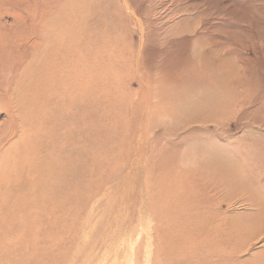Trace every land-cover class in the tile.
<instances>
[{
    "label": "rangeland",
    "instance_id": "1",
    "mask_svg": "<svg viewBox=\"0 0 264 264\" xmlns=\"http://www.w3.org/2000/svg\"><path fill=\"white\" fill-rule=\"evenodd\" d=\"M94 1L98 2L88 0L87 3L93 5ZM118 1L125 12L123 14L119 12ZM114 2L109 7L113 15H102L99 10L94 16L103 22L96 25L95 30L93 28L98 30L96 34H100L97 36L102 41L94 43L95 50L99 47L98 52L92 49L97 53L96 60L94 52L95 55L89 54V60V57L86 59L87 53H84L86 56L79 55L82 60L76 56L75 71L78 74L68 77L69 73L65 71L63 77L83 83L78 87L91 83L94 90L90 98L93 100L86 92L85 96L80 94L85 91V86L80 87L84 88L83 91L77 90L79 95H83L81 99L76 98L87 105L88 101L94 102L96 124H103L93 126L96 149L91 199L82 201L78 210L69 213L60 211L41 215L36 213V208L35 212L22 217L23 223L20 224L25 229L20 233L13 231L18 221H11L10 214L5 212V217H0V264L16 262L19 257L30 255L35 250L38 253L42 251L52 264H75L85 254H94L90 264H165L166 260L168 264H177L178 255L183 253H188L191 258L186 264H200L195 250L179 245L185 236L187 223L179 217L184 205L182 181L185 170H193L194 177L199 178V168H205L203 163L214 156H225L227 160H234L236 170L244 172L248 180L261 172L255 161L264 144V0ZM27 3L29 13L25 25L34 39L32 43L28 41V45L17 47V54L26 52L24 58L14 66L13 59L7 60V56L0 52L4 56L0 64L3 67L0 68V79L5 75L4 88L9 91H12V77L16 76L15 81L19 82L20 78L22 80L19 76L24 72L22 68L28 69L27 66L20 67L22 64H32L29 67L34 70L40 62L38 54L41 50L40 47L33 50L34 40L43 43V51L52 41L40 37L44 26L47 28L44 21L40 23L43 13L69 11L68 8L78 5V0H27ZM110 16L118 17L119 27L113 24ZM75 17L67 18L72 25ZM2 19L0 31L9 38L17 26L16 29L12 27V16ZM85 19L87 21L88 17ZM147 21L148 25H144ZM31 54L37 56L33 61L36 63L30 62ZM81 61L91 63L90 74L84 72L86 75L83 76L80 73L81 64L86 65ZM4 63L7 66L4 67ZM13 70L16 71L12 73ZM149 79H152V88L147 85ZM18 92L22 94L20 89ZM52 92H48V96ZM176 93H181L184 101L187 98L191 103H201L196 110L186 108L200 115L205 111L209 96L227 100L230 109L224 114L229 117L226 121L229 132L219 133L213 122L181 127L184 120L181 112L185 106L182 100H176ZM63 97L68 99L66 94ZM3 104L0 102L3 106L0 107V125L7 114ZM137 112L136 122L130 121L131 114ZM172 113L180 120L171 118ZM149 122H152V133L142 135L140 127ZM107 133L112 135L99 138ZM16 138L10 144H14L18 140ZM3 152L0 154V170L6 157ZM188 179L194 181L189 174ZM246 207L241 203L230 207L221 205V210H218L224 214L220 219L225 222L224 228L232 223L231 219L251 212ZM167 209H172L168 224L173 228V234L169 238L170 248L160 251L156 247L159 240L156 230L165 225L162 220ZM209 212L210 209L205 214L210 215ZM156 213L162 214V220ZM11 227L14 228L10 232ZM2 233L8 236L3 238ZM214 236V241L217 237L226 241L224 233L217 236L216 232ZM16 239H21L23 245L17 249L4 248L6 241ZM162 242L165 243L164 238ZM216 245L211 247L212 250L219 249ZM263 245L264 241L252 243L240 260H250L264 250Z\"/></svg>",
    "mask_w": 264,
    "mask_h": 264
},
{
    "label": "bare ground",
    "instance_id": "2",
    "mask_svg": "<svg viewBox=\"0 0 264 264\" xmlns=\"http://www.w3.org/2000/svg\"><path fill=\"white\" fill-rule=\"evenodd\" d=\"M87 1L78 0V5L68 8L69 11L59 10L55 12L50 10L44 12L40 18V23L44 21L47 28L44 26L40 37L45 41L46 38L47 40L48 38L52 39L54 42H48L46 50L43 51V43L40 44V41L34 40L33 50L37 47V49L40 47L39 50H41L39 51L40 55L38 54L40 62L37 63V66L34 65V70L30 68L32 64H22L20 66H27L28 69L26 67L22 68L24 77L21 74L19 78L22 77V80L20 78L19 82L15 81L16 76L12 77L13 79L10 81L12 91L4 88L5 75H3V79H0V102L5 103L3 105L7 113L6 120H3L4 123L0 125V154L1 151H4L3 153L6 156L4 160L2 159L0 170V217H5L4 213L7 212L10 214L11 221H18L17 226H14L15 228L11 227L10 232L12 228H14L13 231L17 230L18 233L24 231L25 228L20 224L23 223L24 218L22 217L35 212L36 208H38L36 213L41 215L42 213L60 211L69 213V211L78 210L82 201L91 199L94 186V152L96 149L93 126L97 122V115L93 105L94 102L87 100V105L83 101L79 102L77 98L81 99L85 92L90 98L94 88L92 90L91 83H87L86 86L83 85L86 89H81L80 87L83 86L78 87V85L83 83L81 84L80 81H76L74 78L67 80L63 77L67 71L69 73L68 77L78 74L75 71L77 67L75 65L76 56L87 53V59L90 53L99 48L97 47L96 50L94 48V43L102 42L97 36L100 34H96L98 30H94L96 25L98 26L103 22H100L99 17L98 20L94 19V16L99 13V10L102 15L110 14L109 7L115 2L114 0H98L97 3L94 1L92 5L91 2L87 3ZM134 6L138 9L136 4ZM119 8V12L125 13L120 2ZM64 10H67V8ZM27 13H29L27 0H0V20L5 16H12L14 19L12 27L16 29L17 26L15 33L10 34L9 38H6V33L0 31V43L2 42L0 52L7 56V60L13 59L14 66H17L26 53L23 51L21 55L17 54V47L28 45V41L31 42L34 39L31 37L32 34L28 33L25 25ZM63 15L67 18H73V15H75L74 25ZM86 17H88V22L85 19ZM110 18L114 20L112 21L113 24L117 25L119 22L118 17L113 18L110 16ZM133 18L135 17L133 16ZM141 22L142 20L139 19V24ZM144 25H148V21ZM141 28L144 29L143 25ZM34 35L37 37V33H34ZM40 37L39 39H41ZM8 47L11 50H5ZM1 53L0 64L3 63L4 57ZM95 54L94 58L96 60L97 53ZM32 55L33 58L30 59V62H33L37 57L35 54ZM70 57H73V60H70ZM85 64L87 66L81 64L80 68V73L83 76L87 72L90 74L89 72L92 71L91 63ZM9 65L13 66L11 63ZM5 66L7 65L5 64ZM85 67H88V69L84 70ZM15 71L13 70L12 73ZM58 81L61 82L60 85L57 84ZM57 85L60 87L57 88ZM147 85L152 88V79L147 81ZM18 89L22 91V94L18 92ZM83 89L85 91L80 93L83 95H79L77 90L80 92ZM52 90V94L49 93L48 96V92ZM23 93L25 94L23 95ZM65 94L68 99L63 97ZM176 100H182V104L185 106V110L181 112L184 115V120L180 123L181 127L186 124L213 122L219 128L217 129L219 133L227 134L229 132L226 123L229 117H225L224 114L228 113V109H230L228 107L230 103L226 104L228 103L227 100L224 101L225 99L219 96H209L207 105L204 109L202 108L205 111L201 115L186 110V108L196 110V107H200L201 103H191L187 98L184 101L181 93H176ZM36 108L38 111H35ZM198 112H201V109ZM137 117L138 112L131 114L130 121L136 122ZM170 117L180 120L174 113ZM96 125L102 126L103 124L101 122ZM151 126L152 122L145 123L140 127L143 130L141 134L149 136L152 133ZM112 133L114 134L113 131ZM110 135L112 134L107 133L99 138L105 139ZM15 137L18 140L14 144H10ZM9 144L10 146L6 148ZM260 152L261 154L254 161L260 165L261 172L252 176V179L249 180L244 172L236 170L237 164L234 160L230 158V160H227L225 156H214L203 163L205 168H199V178L194 177L193 170H185V179L182 181L184 184V195L182 196L184 205L179 217L186 220L187 223L184 228L185 236L179 245L195 250L200 257V264H264V250L250 260H240V257L249 251L252 243H262L264 241V144L261 146ZM188 174L194 181H189ZM237 203L246 205V208L250 209L251 212L231 219L233 220L232 223L230 222L231 224L225 229V222L220 220L224 215L219 211L221 205L230 207ZM208 209H210V215L205 214ZM171 212L172 209H167L163 213V220L162 214L156 213L165 223L162 228L156 230L159 238L156 247L160 251H167L170 248L169 238L173 234L171 232L173 228L168 223H170L169 216ZM218 216H220L219 221H216ZM196 222L199 223L198 226L195 225ZM216 232L217 236L224 233L226 241L219 240V237H217V241H214ZM160 234L163 236L159 237ZM1 235H3V238L8 236L7 233ZM196 236L198 237L197 240H195ZM163 238L165 243L162 242ZM160 239L162 240L160 241ZM6 242L4 248L17 249L20 244L23 245L21 239ZM215 244L219 248L217 251L211 248ZM35 251L23 258L19 257L16 262H10V258L8 263L52 264V260L48 261L42 251L39 253ZM93 258L94 254L81 255L75 264H90ZM189 261H191L189 254L183 253L178 255L175 263L186 264ZM165 264H168L167 260Z\"/></svg>",
    "mask_w": 264,
    "mask_h": 264
}]
</instances>
